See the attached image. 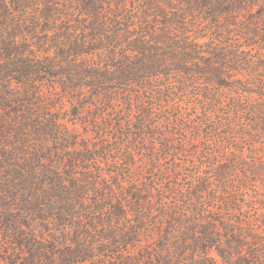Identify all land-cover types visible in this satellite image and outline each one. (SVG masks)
Returning <instances> with one entry per match:
<instances>
[{"label": "trees", "instance_id": "obj_1", "mask_svg": "<svg viewBox=\"0 0 264 264\" xmlns=\"http://www.w3.org/2000/svg\"><path fill=\"white\" fill-rule=\"evenodd\" d=\"M2 261L264 264V0H0Z\"/></svg>", "mask_w": 264, "mask_h": 264}, {"label": "rangeland", "instance_id": "obj_2", "mask_svg": "<svg viewBox=\"0 0 264 264\" xmlns=\"http://www.w3.org/2000/svg\"><path fill=\"white\" fill-rule=\"evenodd\" d=\"M260 10V6L259 5H256V6H254V7H252L251 8V12H250V14L251 15H249L248 17H249V19H250V22L251 21H253V20H255V18L257 17V15H259L258 14V11ZM248 17H247V21H248ZM219 26H221L222 28H226V26L224 25V24H222V25H219ZM211 29V28H210ZM217 30H218V28H216ZM227 31L224 33V34H220V32H217V34H218V38L219 39H223L224 41H226V42H228V43H232V45L234 46V44L237 42L236 40H237V38L238 37H236V36H234L232 33H230L229 32V29L227 28L226 29ZM214 34V33H213ZM209 36H212L211 34L210 35H208V37ZM208 37H206V39L208 38ZM205 39V40H206ZM234 43V44H233ZM242 43V42H241ZM241 43H239V44H241ZM245 44V46L246 47H242V50H246V51H248V44H250V43H244ZM243 44V45H244ZM6 261H2V264H6L5 263ZM110 264H113V263H110Z\"/></svg>", "mask_w": 264, "mask_h": 264}]
</instances>
